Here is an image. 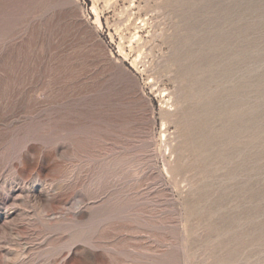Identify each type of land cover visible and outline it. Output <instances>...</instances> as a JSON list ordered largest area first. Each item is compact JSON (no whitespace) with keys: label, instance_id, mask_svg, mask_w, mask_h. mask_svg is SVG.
I'll list each match as a JSON object with an SVG mask.
<instances>
[{"label":"rangeland","instance_id":"1","mask_svg":"<svg viewBox=\"0 0 264 264\" xmlns=\"http://www.w3.org/2000/svg\"><path fill=\"white\" fill-rule=\"evenodd\" d=\"M0 264H264V0H0Z\"/></svg>","mask_w":264,"mask_h":264},{"label":"bare ground","instance_id":"2","mask_svg":"<svg viewBox=\"0 0 264 264\" xmlns=\"http://www.w3.org/2000/svg\"><path fill=\"white\" fill-rule=\"evenodd\" d=\"M187 29H188V28H187ZM187 29H186V30H187ZM189 31H190V30H189ZM206 102H207V101H206ZM247 121H248V120H247ZM249 121H250V120H249ZM247 130H248V129H247ZM208 139H209V138H208ZM251 158L253 159L254 157H251ZM185 168H186V167H185ZM177 172H178V171H177ZM184 173H185V172H184ZM252 194H253V193H252ZM250 196H252V195H250Z\"/></svg>","mask_w":264,"mask_h":264}]
</instances>
